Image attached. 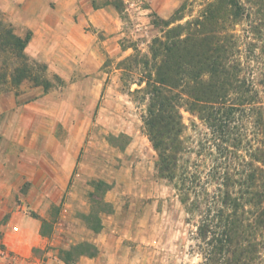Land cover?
<instances>
[{
  "label": "rangeland",
  "instance_id": "374dc122",
  "mask_svg": "<svg viewBox=\"0 0 264 264\" xmlns=\"http://www.w3.org/2000/svg\"><path fill=\"white\" fill-rule=\"evenodd\" d=\"M181 3L0 0L3 21L18 36L31 32L29 62L64 82L47 93L29 83L0 86V264H86L75 254L65 263L64 253L90 237L87 216L95 225L96 212L112 206L116 218L107 225L128 250L109 264L201 263L195 228L172 187L155 176L146 102L124 89L116 69L133 48L148 53L161 35L153 23L168 20ZM200 9L195 3L179 24ZM183 119L194 137L191 123L198 121L186 112ZM100 181L117 189L110 206L102 192L90 196Z\"/></svg>",
  "mask_w": 264,
  "mask_h": 264
},
{
  "label": "trees",
  "instance_id": "16d2710c",
  "mask_svg": "<svg viewBox=\"0 0 264 264\" xmlns=\"http://www.w3.org/2000/svg\"><path fill=\"white\" fill-rule=\"evenodd\" d=\"M197 2L199 14L179 24ZM153 25L161 35L148 53L133 48L116 69L124 89L146 102L142 120L155 176L172 187L195 228L200 264H264V0H182ZM30 40L31 32L18 36L0 15V86L29 83L44 93L63 86L57 75L46 76L45 65L29 62ZM132 84L138 89L130 91ZM183 112L198 121L191 123L194 137ZM93 189L90 196L102 192L110 206V185L100 181ZM111 212L97 211L95 225L87 216L88 229L100 233L99 215ZM64 254L66 263L98 250L81 242Z\"/></svg>",
  "mask_w": 264,
  "mask_h": 264
},
{
  "label": "crops",
  "instance_id": "0c3cea01",
  "mask_svg": "<svg viewBox=\"0 0 264 264\" xmlns=\"http://www.w3.org/2000/svg\"><path fill=\"white\" fill-rule=\"evenodd\" d=\"M105 183L109 185V182L105 181ZM116 191H117L116 188L110 187V189L104 195L105 202L109 204H113L111 197L113 196L114 193H116ZM116 213H117V209H115L112 206V212L110 214H103L100 217L103 226L102 231L97 234L90 232L91 235L86 242H89L92 245H94L98 250V254L93 258L82 256L81 259L83 258L86 264H91V263L93 264L99 261H102L105 264H109L108 257L113 256L114 258H117L120 257L119 256L120 253H121L120 255L127 254L128 248L124 245V239L120 236L113 235L112 234L113 230H111V226L107 225L108 223L107 219L115 220L114 218H116L115 216Z\"/></svg>",
  "mask_w": 264,
  "mask_h": 264
}]
</instances>
